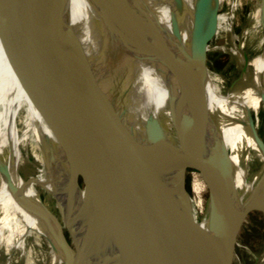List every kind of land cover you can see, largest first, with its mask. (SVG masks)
<instances>
[{
	"label": "bare ground",
	"instance_id": "6f19581e",
	"mask_svg": "<svg viewBox=\"0 0 264 264\" xmlns=\"http://www.w3.org/2000/svg\"><path fill=\"white\" fill-rule=\"evenodd\" d=\"M220 1L214 0L216 7ZM43 2L0 0V160L9 171V179L0 175V264H35L32 246L28 245L31 239L36 246L42 239L49 244L42 264L67 263L54 223L18 201L22 198L26 205L32 206L33 201L40 205L35 182L62 195L67 213L78 229L89 213L88 196L73 180L67 139H60L54 125L55 113L49 110L53 97L45 81L42 52L45 45L52 56L56 31L50 26L44 41L40 37L46 15ZM137 2L148 9L173 48L179 45L189 50L187 28H191L194 0ZM63 7L65 14L70 11L72 17L77 11L84 14L104 55L107 93L120 95L118 102L127 121L144 136L145 120L155 118L168 141L174 143L169 100L180 96L174 75L157 60L124 50L110 19L92 0H67ZM259 16L255 13L254 21ZM47 20H52L51 11ZM244 34L245 30L240 36L233 32L230 43L223 46L230 55L231 71L218 73L206 63L205 90L198 115L171 164L156 207L151 238L138 264H168V251L176 237L206 220L203 216L211 189L235 186V201L242 205L258 187L264 171V143L259 136L260 112L264 110V36L260 39L261 51L249 55ZM95 90L90 99L96 98ZM23 149L31 155L33 167L27 166ZM258 165L261 168L251 173ZM50 181L56 187L44 183ZM232 229L213 235L205 264H225L223 243ZM259 264H264V255Z\"/></svg>",
	"mask_w": 264,
	"mask_h": 264
},
{
	"label": "water",
	"instance_id": "95a60500",
	"mask_svg": "<svg viewBox=\"0 0 264 264\" xmlns=\"http://www.w3.org/2000/svg\"><path fill=\"white\" fill-rule=\"evenodd\" d=\"M66 1L44 0L46 15L40 27L43 41L50 26L56 31L52 56L45 45L42 56L46 66L45 81L49 94L53 97L49 110L55 113L54 125L59 137L63 130L61 131L62 125L57 115L56 58L53 53L57 52L56 42L59 36L71 31L60 23V19L57 20L55 12L63 11ZM92 2L102 8L110 19L117 30V41L124 50L157 60L177 79L180 96L178 99L171 96L169 100L175 142L168 141L159 121L152 117L145 120L144 136L134 129L118 102L120 95L107 93L108 75L103 73L93 86V90L96 89L98 108L102 113V127L98 132L99 136L97 135L98 141L95 140L93 167L90 169L91 192L86 197L89 213L79 225L80 229L73 224L75 249L67 241L58 217L45 204L40 202L36 206L33 201L32 206H29L20 198L18 200L16 195L15 197L22 206L36 209L54 223L57 238L68 259L66 264H138L151 238L163 184L183 138L198 115L203 99L207 33L212 27L217 7L214 0H194L188 50L190 53L187 54L188 51L181 46H171L168 37L153 20L148 9L137 0ZM260 4L263 22L261 30L264 36V0ZM50 11L52 20L49 23L47 15ZM173 27L178 37L175 19ZM86 69L91 71V67ZM79 118L80 115L71 125L76 126ZM66 144L68 152H71L67 140ZM72 172L77 186L74 170ZM1 174L9 179L8 168L0 160ZM237 195L235 186L211 189L207 212L203 216L206 222L199 221L176 237L168 251V264H205L207 247L213 235L231 227V236L223 243L225 264H228L237 232L247 214L259 211L264 216V171L257 189L249 194L244 204L236 203Z\"/></svg>",
	"mask_w": 264,
	"mask_h": 264
},
{
	"label": "rangeland",
	"instance_id": "374dc122",
	"mask_svg": "<svg viewBox=\"0 0 264 264\" xmlns=\"http://www.w3.org/2000/svg\"><path fill=\"white\" fill-rule=\"evenodd\" d=\"M58 8H61L58 6ZM260 0H221L216 8L212 27L207 33V65L218 73H226L233 69L230 63V55L225 52L223 46L230 43L231 34L234 32L238 36L245 30V48L249 55H254L261 51L260 39L262 35V19ZM255 13H258V21H254ZM57 20L65 24L71 33H63L56 42L57 53L55 55L56 64V97L58 104V116L63 130L60 139H67L69 144L68 152L72 171L74 170L77 183L82 187L89 197L91 189L90 169L93 167L94 152L98 141V132L102 127V113L99 110L97 97H92L94 82L103 75L105 69V59L101 47L94 34L89 30L88 24L84 21V14L77 11L75 16H71L69 11L65 14V9L57 13ZM59 14V16H58ZM233 15V17H229ZM220 22V23H219ZM260 22V26L258 24ZM189 33L191 28H187ZM190 29V30H189ZM248 32V34H247ZM69 43V44H68ZM71 43V44H70ZM91 67V71H87ZM80 115L75 126L71 122ZM261 125L259 136L264 143V110L260 112ZM70 130V132H68ZM64 133V134H63ZM98 135V136H97ZM68 151V149H67ZM24 152V149H23ZM27 166L33 167L32 157L24 152ZM72 153V154H71ZM261 168L258 165L251 173L257 172ZM37 183V189L36 184ZM48 186H55V183L44 182ZM40 201L45 204L59 219L65 237L69 244L75 249V237L73 221L69 215L62 195L56 189H50L46 185L35 182L33 184ZM49 191L47 192V189ZM47 192V193H46ZM48 195V196H47ZM207 192L205 193V197ZM22 200V198H21ZM23 202L24 199L22 200ZM67 213V214H66ZM31 244L35 264H42L49 251V244L42 239L39 246ZM264 255V216L259 211H251L241 224L228 264H259ZM41 261V262H40ZM14 264V263H13ZM57 264H66L61 261Z\"/></svg>",
	"mask_w": 264,
	"mask_h": 264
}]
</instances>
